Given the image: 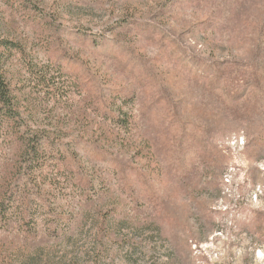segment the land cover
I'll list each match as a JSON object with an SVG mask.
<instances>
[{
  "label": "rangeland",
  "instance_id": "rangeland-1",
  "mask_svg": "<svg viewBox=\"0 0 264 264\" xmlns=\"http://www.w3.org/2000/svg\"><path fill=\"white\" fill-rule=\"evenodd\" d=\"M0 39V264H264V0H0Z\"/></svg>",
  "mask_w": 264,
  "mask_h": 264
},
{
  "label": "trees",
  "instance_id": "trees-1",
  "mask_svg": "<svg viewBox=\"0 0 264 264\" xmlns=\"http://www.w3.org/2000/svg\"><path fill=\"white\" fill-rule=\"evenodd\" d=\"M18 47L19 45L12 41L0 39V102H2L3 104L8 103L10 105H13V99H14L10 89L11 84L8 83L7 79L5 78L6 76H4L3 74L4 71L3 63L5 59L8 57L10 50ZM7 117H8L7 115H4L2 118L7 119ZM32 154L35 155V152H33Z\"/></svg>",
  "mask_w": 264,
  "mask_h": 264
}]
</instances>
